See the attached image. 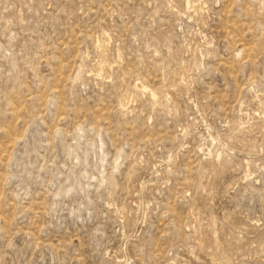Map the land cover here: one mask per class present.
<instances>
[{
	"label": "rangeland",
	"instance_id": "1",
	"mask_svg": "<svg viewBox=\"0 0 264 264\" xmlns=\"http://www.w3.org/2000/svg\"><path fill=\"white\" fill-rule=\"evenodd\" d=\"M0 264H264V0H0Z\"/></svg>",
	"mask_w": 264,
	"mask_h": 264
}]
</instances>
